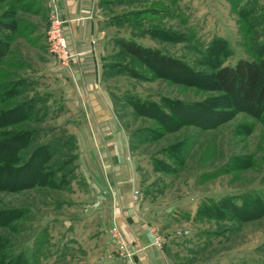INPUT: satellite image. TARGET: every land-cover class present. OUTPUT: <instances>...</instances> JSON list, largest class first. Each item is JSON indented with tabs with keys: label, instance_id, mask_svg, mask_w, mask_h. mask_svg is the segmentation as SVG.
Here are the masks:
<instances>
[{
	"label": "rangeland",
	"instance_id": "rangeland-1",
	"mask_svg": "<svg viewBox=\"0 0 264 264\" xmlns=\"http://www.w3.org/2000/svg\"><path fill=\"white\" fill-rule=\"evenodd\" d=\"M98 2L105 33L92 42L100 55L97 84L108 93L116 128L123 134L133 163V177L137 174L139 184L133 194H147L157 208H165L161 227L152 229V241L163 247L167 243L175 264H264V213L241 218L222 203L225 198L240 203L264 191V120L262 115L236 107L230 96L216 88L212 73L217 61L204 55L212 37L219 36L228 48L221 63L251 57L239 25L240 4L229 7L217 0ZM246 2L252 16L263 22L257 28L262 32L261 3ZM52 4L60 12L56 0H0V34L6 40L0 82L23 78L19 94L9 103L31 96L36 113L29 125L54 132L64 128L74 136L75 146L61 147L52 156L65 161L68 169L64 178L57 174V184L0 190V210L20 208L15 217L0 224V234L6 239L7 254L21 255L25 264H98L106 253L97 246L103 240L111 247L107 253L115 252L122 260L120 254L128 256L132 250L117 225L103 221L99 210L103 202L98 197L107 191L93 190L79 158L76 133L90 125L83 102L67 87L65 73L73 62L67 58L61 63L48 49L46 28ZM11 16L14 25L10 28L3 22ZM116 36L158 48L180 59L188 71H165L157 64L136 60L114 43ZM254 60L260 62L257 57ZM259 64L263 70L264 63ZM133 95L160 105L165 103L164 96L176 97L186 101V107L173 104L174 112L164 107L170 121L163 127L156 119L134 112L129 102ZM90 134L94 144L97 139ZM214 204L223 211L222 217L205 214V205ZM178 229L187 232L178 234ZM117 238L130 254L117 248Z\"/></svg>",
	"mask_w": 264,
	"mask_h": 264
},
{
	"label": "trees",
	"instance_id": "trees-1",
	"mask_svg": "<svg viewBox=\"0 0 264 264\" xmlns=\"http://www.w3.org/2000/svg\"><path fill=\"white\" fill-rule=\"evenodd\" d=\"M242 4L237 8L240 28H244V45L247 46L251 57H238L233 63H221L222 56L226 54L225 39L219 36L212 37L211 43L204 51L207 57L215 58L217 64L212 73L213 81L218 90L223 91L231 97V101L236 107L242 108L254 116H261L264 120V68L259 63H264V27L263 31L257 28L263 26L259 17H253L251 7ZM8 13L12 14V8H8ZM254 20V21H253ZM14 18L4 21L8 27L14 24ZM165 32V31H164ZM0 34V57L6 47V40ZM114 43L130 57L140 60L143 63H154L163 70L188 71L184 63L168 53L158 48L141 44L130 37L116 36ZM251 43L255 48L248 47ZM257 50L258 53L253 54ZM260 59V62L254 60ZM196 74V73H195ZM192 74V75H195ZM24 79H3L0 82V190H17L34 184H57L55 179L57 174L64 178L68 169L64 162L53 159V155L59 148H74V136L64 128L57 132L43 128L38 129L29 125L36 113L33 107L31 96L23 97L19 101H12L20 92ZM162 105L159 102L133 95L129 98L135 113L146 115L156 119L163 127L170 121V115L163 108L174 112V104L177 108L184 109L186 101L179 98L164 96ZM162 102V101H161ZM173 110V111H172ZM210 111L209 109H207ZM170 113V112H169ZM214 113V112H213ZM49 133V137L42 140V136ZM222 202L232 213L236 212L238 217L249 218L264 213V191L261 195H254L243 199L240 203L224 199ZM205 214H217L222 217V212L218 205H205ZM20 213L19 207H7L0 210V224L7 218L15 217ZM6 239L0 234V264H25V259L19 254L8 255L4 242Z\"/></svg>",
	"mask_w": 264,
	"mask_h": 264
},
{
	"label": "crops",
	"instance_id": "crops-1",
	"mask_svg": "<svg viewBox=\"0 0 264 264\" xmlns=\"http://www.w3.org/2000/svg\"><path fill=\"white\" fill-rule=\"evenodd\" d=\"M246 1L252 2L217 0L218 3L227 4L229 7H232L233 3L245 4ZM257 2L261 3L264 10V0ZM57 4L66 19L64 28L68 42L78 53V57L76 55L72 61L70 72L65 73L68 77L67 87L73 97L80 98L83 102L90 125V129L89 126H84L77 130L79 158L89 175L88 182L93 186V190L98 191L100 188L101 191H107V194L101 193L98 197L99 201L103 202L99 205L103 221L107 225L116 224L132 250L128 256L119 253L123 256L120 260L115 252L110 255L107 253L111 247L103 240V245L100 243L97 246L106 253L100 257L98 264H175L167 252V247L165 248L167 243H164L163 247L152 241V231L161 227L159 225L163 222L165 208H157L147 194H133L139 184L137 174L133 177V163L129 160L123 134L116 128L108 93L97 84L100 55L94 50L92 42L95 38H103L105 33V29L100 26L104 15L101 13L99 2L57 0ZM90 132L97 139L94 144L90 141Z\"/></svg>",
	"mask_w": 264,
	"mask_h": 264
},
{
	"label": "built area",
	"instance_id": "built-area-1",
	"mask_svg": "<svg viewBox=\"0 0 264 264\" xmlns=\"http://www.w3.org/2000/svg\"><path fill=\"white\" fill-rule=\"evenodd\" d=\"M55 7L56 6L52 4L46 28L48 49L53 55L60 59L61 63H65L67 58H70L73 61L76 56V50L70 46L65 34L64 22L66 19L60 14L58 9ZM133 192H136V190H133ZM181 232L186 233L187 230H177L178 234H180ZM154 240L158 242V237H155ZM117 248L119 250L125 251V254H130V251L127 249V247L124 245L120 238H117ZM141 248L142 247H139V249Z\"/></svg>",
	"mask_w": 264,
	"mask_h": 264
},
{
	"label": "bare ground",
	"instance_id": "bare-ground-1",
	"mask_svg": "<svg viewBox=\"0 0 264 264\" xmlns=\"http://www.w3.org/2000/svg\"><path fill=\"white\" fill-rule=\"evenodd\" d=\"M71 46V45H70ZM76 50V49H75ZM76 55H77V57H78V53H77V50H76Z\"/></svg>",
	"mask_w": 264,
	"mask_h": 264
}]
</instances>
